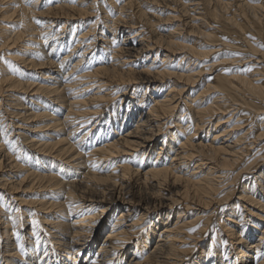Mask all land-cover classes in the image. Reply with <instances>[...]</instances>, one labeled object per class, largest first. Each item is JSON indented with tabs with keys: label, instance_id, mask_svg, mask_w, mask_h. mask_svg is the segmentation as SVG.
Here are the masks:
<instances>
[{
	"label": "bare ground",
	"instance_id": "obj_1",
	"mask_svg": "<svg viewBox=\"0 0 264 264\" xmlns=\"http://www.w3.org/2000/svg\"><path fill=\"white\" fill-rule=\"evenodd\" d=\"M0 17V264H264V0Z\"/></svg>",
	"mask_w": 264,
	"mask_h": 264
},
{
	"label": "rangeland",
	"instance_id": "obj_2",
	"mask_svg": "<svg viewBox=\"0 0 264 264\" xmlns=\"http://www.w3.org/2000/svg\"><path fill=\"white\" fill-rule=\"evenodd\" d=\"M3 14V13H2ZM163 16H165V15H163ZM1 18V17H0ZM11 20V21H13V19L12 18H4V19H0V22H3V20ZM105 23V22H104ZM164 23H165V21H164ZM164 23H155V28H158L159 26H161V25H163ZM166 24V23H165ZM164 24V25H165ZM66 31V30H65ZM65 37H67L66 39L68 40L69 39V37H70V33L68 32V34H66V36ZM25 42L23 41V42H20V43H18V45L15 47V48H18L20 45H22V44H24ZM15 48L13 49L14 50V52H15ZM20 48V47H19ZM12 50V51H13ZM14 54H16L17 56L19 55V54H17V53H14ZM20 70L21 71H23V70H31V71H35L36 73H38V74H40V73H42V72H37V70H32L31 68L30 69H27L26 67H23V66H20ZM43 70H45V69H39L38 71H43ZM25 100H22V103L24 102ZM25 105H27V102L25 101ZM14 121H17V119L16 120H14ZM40 120H37V121H34L33 122V124L35 125V123H37V124H40ZM157 146H158V144H157ZM18 194H21V193H18ZM23 197H25V196H23ZM111 212L112 211H110L109 213H108V215L106 216V218L104 219V221L107 219V217H109L110 215H111ZM259 213H260V215L262 216H264V214L261 212V211H259ZM210 235V237H211V234H209ZM253 241H250V243L249 244H251ZM98 244H99V241L96 243V245H95V247H94V249H97V246H98ZM264 247V246H263ZM254 250V249H253ZM253 250L252 251H250L249 253H253ZM84 256V255H83Z\"/></svg>",
	"mask_w": 264,
	"mask_h": 264
},
{
	"label": "snow or ice",
	"instance_id": "obj_3",
	"mask_svg": "<svg viewBox=\"0 0 264 264\" xmlns=\"http://www.w3.org/2000/svg\"><path fill=\"white\" fill-rule=\"evenodd\" d=\"M25 3L26 4H30L31 3V0H25ZM23 25L21 24V27H22ZM114 43H115V41H114ZM262 47H264V45H262ZM6 64H9V67H11L12 68V71L13 72H19V70L17 69V68H15V67H13L11 64H10V62L9 61H4ZM250 70V69H249ZM0 131H5L6 132V130H4V129H0ZM8 206L3 202V197H0V208H7ZM16 211H19V209H16ZM32 225L34 226V227H38V221H36V220H33L32 221ZM195 229H193L192 231H194ZM208 255L209 256H211L212 255V252H211V250H209V252H208Z\"/></svg>",
	"mask_w": 264,
	"mask_h": 264
}]
</instances>
